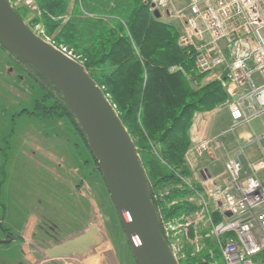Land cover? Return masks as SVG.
Returning a JSON list of instances; mask_svg holds the SVG:
<instances>
[{"label": "trees", "instance_id": "16d2710c", "mask_svg": "<svg viewBox=\"0 0 264 264\" xmlns=\"http://www.w3.org/2000/svg\"><path fill=\"white\" fill-rule=\"evenodd\" d=\"M33 1L37 12L28 21L29 10L13 9L31 30L40 25L56 47L78 55L83 71L113 108L137 154L160 234L173 255L172 247L177 250V264H223L209 229L194 220L200 211L195 195L202 190L185 160L193 116L227 98L220 83L203 82L194 69L193 52L178 46L173 25L150 13L149 0ZM8 56L42 93L25 114L66 120L101 177L61 93L31 66ZM213 221H219L216 214Z\"/></svg>", "mask_w": 264, "mask_h": 264}, {"label": "built area", "instance_id": "2783aa9c", "mask_svg": "<svg viewBox=\"0 0 264 264\" xmlns=\"http://www.w3.org/2000/svg\"><path fill=\"white\" fill-rule=\"evenodd\" d=\"M7 2L32 14L37 12L33 0ZM177 3L149 0V11L180 22L178 46L193 52L194 69L204 76L203 82H219L227 95L212 110L196 113L189 129L188 151L198 157L208 155L221 164L215 177L207 170L201 172L203 191L195 195L200 211L194 220L209 229L223 264H264V177L258 175L264 171V133L236 137V149L231 151L234 158L224 157L225 144L220 141L264 119V0H185L184 6ZM40 34H44L43 29ZM56 48L82 64L71 50ZM221 110L228 112L232 125L218 135L205 133ZM252 144L258 145L261 158L244 166L241 157ZM213 214L219 217L217 223ZM172 251L177 253L173 247Z\"/></svg>", "mask_w": 264, "mask_h": 264}, {"label": "rangeland", "instance_id": "374dc122", "mask_svg": "<svg viewBox=\"0 0 264 264\" xmlns=\"http://www.w3.org/2000/svg\"><path fill=\"white\" fill-rule=\"evenodd\" d=\"M184 1L177 0V5L184 6ZM33 15L28 11L26 20H30ZM163 20L181 32L182 26L178 20ZM42 29L36 25L32 31L53 43L45 33L40 34ZM20 69L0 48V147H5L1 143L2 136L11 133L10 116L20 108L31 112L33 100L42 96L38 85ZM227 113L221 110L216 114L215 131L228 128L230 124ZM250 125L256 135L264 131L262 118ZM232 136L230 133L220 138L225 144L222 151L224 157H235L231 151L237 143L232 140ZM9 144L15 146V149L9 151L7 160L0 157V170L2 168L4 171V174L0 172V228L8 230L17 238L22 225L32 217L34 220L28 222L26 230L31 231L32 223L36 224L35 238H43L49 247H55L95 226L101 239L99 247L82 256L58 259V262L136 264L105 184L90 163L87 148L66 120L23 115L16 118ZM17 146H20L18 159ZM244 152L241 157L244 166L247 162L253 163L261 158L257 144H252ZM214 166L211 171L218 174L220 163ZM260 173L264 174V171ZM5 239L0 232V241ZM29 247L31 250L28 256H42L43 261L51 260L47 258L45 249L38 246L36 239H31ZM20 248L18 240L0 245V260L2 256H9V264H24Z\"/></svg>", "mask_w": 264, "mask_h": 264}, {"label": "water", "instance_id": "95a60500", "mask_svg": "<svg viewBox=\"0 0 264 264\" xmlns=\"http://www.w3.org/2000/svg\"><path fill=\"white\" fill-rule=\"evenodd\" d=\"M0 45L61 93L95 156L136 264H177L160 234L133 144L101 90L78 63L37 36L7 0H0ZM35 239L51 260L82 256L101 245L95 226L55 247Z\"/></svg>", "mask_w": 264, "mask_h": 264}, {"label": "crops", "instance_id": "0c3cea01", "mask_svg": "<svg viewBox=\"0 0 264 264\" xmlns=\"http://www.w3.org/2000/svg\"><path fill=\"white\" fill-rule=\"evenodd\" d=\"M228 114V113H227ZM228 120H229V126L228 128L232 125L233 121L230 119V116L228 114ZM214 124H215V118L212 122H210V125L207 126L205 128V133L209 134V135H218L220 133H222L223 131L227 130L228 128H223L221 129L220 131H215L214 130ZM255 131L253 130L252 126L249 125V126H245V127H242L240 129H238L237 131L234 132L233 134V141L235 143L236 142V137L238 136H246L247 134H252V135H255V136H259V135H262L264 133V131L259 134V135H256L254 134ZM189 137H190V132H189ZM236 149V148H235ZM234 149V150H235ZM185 160H186V163L188 165V167L191 169V171L193 172V177H192V181L193 183L197 184L200 188V180L202 179V176H201V172L203 170H207L209 172V175L211 177H215L217 176L218 174L212 172V168L215 167V161H212L211 158H209L208 155H204V156H201V157H198L192 150L190 151H187L186 154H185ZM220 167H221V164H220ZM221 171V170H220ZM261 174V173H260ZM259 175V174H258ZM261 178L264 177V174H261L260 176ZM202 190V188H201ZM203 191V190H202ZM34 220V218L30 217L27 219L28 222H32ZM28 222H26L25 224L22 225L21 229L19 230V233H18V241L21 245V253H22V262L24 264H63V262H58V260H44L43 261V258L42 256H28L30 255L29 254V250H31V248L29 246H31V239L35 240V238L33 237L34 236V229H35V226L36 224L34 225V223H32V225L30 226V230H26L27 229V224ZM30 232V233H29ZM16 239H13L11 241H9L8 243H6V245L8 244H11L12 242H14ZM30 242V243H29ZM36 254V253H34ZM2 261L0 264H9L10 262V258L9 256H2L1 260ZM43 262V263H41Z\"/></svg>", "mask_w": 264, "mask_h": 264}, {"label": "flooded vegetation", "instance_id": "af4514ba", "mask_svg": "<svg viewBox=\"0 0 264 264\" xmlns=\"http://www.w3.org/2000/svg\"><path fill=\"white\" fill-rule=\"evenodd\" d=\"M21 68H22V72H24L22 65H21ZM33 102H34V100H33ZM25 111H27V110H25L24 108H20L16 113H14L10 116V122L12 123L10 135L14 132V126L16 124V118L19 119V118H21V116L26 115ZM9 136L8 135L2 136V140H1L2 146L5 145V147L4 146L0 147V157L3 158L4 160H7L8 156H9V151L15 149V146H13V145L11 146L9 144ZM17 148H18V150H17V159H18L20 157V151H19L20 146H17ZM0 172L2 174H4V171L2 168H1ZM0 206H2V205L0 204ZM0 232L6 238L4 241H0V245H2V244L4 245L13 239H16V240L19 239L18 237L17 238L13 237V235L10 234L9 231L6 229L0 228Z\"/></svg>", "mask_w": 264, "mask_h": 264}]
</instances>
